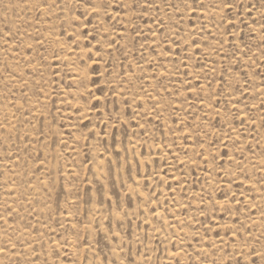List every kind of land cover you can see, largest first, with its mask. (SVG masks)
<instances>
[{
	"label": "rangeland",
	"instance_id": "1",
	"mask_svg": "<svg viewBox=\"0 0 264 264\" xmlns=\"http://www.w3.org/2000/svg\"><path fill=\"white\" fill-rule=\"evenodd\" d=\"M0 264H264V0H0Z\"/></svg>",
	"mask_w": 264,
	"mask_h": 264
}]
</instances>
